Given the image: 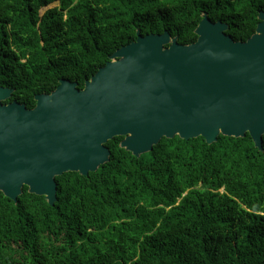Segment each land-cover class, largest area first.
<instances>
[{
    "label": "trees",
    "instance_id": "16d2710c",
    "mask_svg": "<svg viewBox=\"0 0 264 264\" xmlns=\"http://www.w3.org/2000/svg\"><path fill=\"white\" fill-rule=\"evenodd\" d=\"M259 10L264 0H0L4 103L32 108L61 78L82 88L136 29L191 43L202 12L245 41ZM122 138L96 171L56 176L52 206L26 186L16 202L0 192V264H264V135L262 150L247 133L162 137L140 156Z\"/></svg>",
    "mask_w": 264,
    "mask_h": 264
},
{
    "label": "water",
    "instance_id": "95a60500",
    "mask_svg": "<svg viewBox=\"0 0 264 264\" xmlns=\"http://www.w3.org/2000/svg\"><path fill=\"white\" fill-rule=\"evenodd\" d=\"M245 41L226 34L228 24L206 12L197 38L181 44L168 31L141 35L114 50L78 88L66 78L49 93L34 95L32 108L0 85V192L16 202L23 186L56 197L55 177L87 175L109 160L105 143L122 136L119 147L134 156L162 137L249 134L262 150L264 135V10Z\"/></svg>",
    "mask_w": 264,
    "mask_h": 264
},
{
    "label": "rangeland",
    "instance_id": "374dc122",
    "mask_svg": "<svg viewBox=\"0 0 264 264\" xmlns=\"http://www.w3.org/2000/svg\"><path fill=\"white\" fill-rule=\"evenodd\" d=\"M55 4V2L54 3H52L51 5H54Z\"/></svg>",
    "mask_w": 264,
    "mask_h": 264
}]
</instances>
